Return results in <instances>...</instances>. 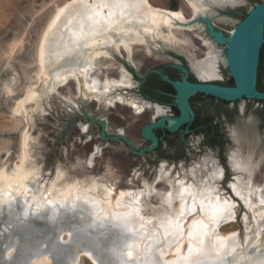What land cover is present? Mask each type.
Segmentation results:
<instances>
[{
	"label": "rangeland",
	"instance_id": "rangeland-1",
	"mask_svg": "<svg viewBox=\"0 0 264 264\" xmlns=\"http://www.w3.org/2000/svg\"><path fill=\"white\" fill-rule=\"evenodd\" d=\"M67 1L69 0H0V169H9L18 161L20 136L25 129L28 143L25 146L24 164L33 168L36 175L39 173L36 177L40 183L45 182L48 185L55 172L60 170L67 180L79 179L90 183L92 177L108 179L115 183L116 189L131 192L143 190L145 184L153 183L154 191L142 197L144 215H150L161 209L160 194L168 189L164 181L154 182L161 164H164L165 170H170V178L178 180L185 175L190 180L188 174L191 167H199L201 173H204V164L213 159L223 168V177L218 183L220 194L231 196L236 203L233 218L228 222H220L219 232L221 237L236 236L243 245L245 255L236 261L231 255L222 253L220 255L223 259L217 260V255L209 253L203 258V264H258L257 261L264 258V203L254 207V210L247 209L233 196L230 182L235 173L230 167L228 156L236 147L242 148L244 152L253 151L255 158L264 154V103L245 98L229 103L228 109H224L216 103L214 97L198 93L191 95L189 103L194 115L210 113L214 117L223 136L221 146L210 145L204 129L191 131L190 126L179 127L173 131L153 127L152 131L158 138V150L156 147L149 149L154 142L145 138L142 133L144 126L155 123L161 116H175L165 95L150 91L149 86L144 83L145 78L153 70L164 74L167 68L175 69L179 65L187 68L189 81L200 79L192 68L189 55L193 54L196 59L204 56L205 47L201 37L213 40L206 20L200 18L198 21L202 23V29L175 31L182 39L181 48L157 40L150 53L142 45H134L130 61L125 52L110 51L111 59L97 62L90 77H96L100 82L106 78L117 79L118 66L121 64L128 70L133 86H123L116 93L150 103L140 114H136L123 103L116 102L105 107L94 99L89 100L81 94L78 95L76 82L71 78L58 85L48 97L42 98L43 101L40 100L39 107L35 110H31L34 104L28 103L26 116L11 115L15 99L27 86L35 87L39 91L44 88V82L37 80L36 55L39 41L56 7ZM150 1L164 8L182 9L186 16L191 14L186 0ZM256 1L240 0L235 4L215 5L214 17L207 20L215 31H221L227 36L233 26L244 17L243 13L246 14ZM217 47L224 52L225 44L217 43ZM217 71L219 77L209 80L225 81L228 70L222 59L217 62ZM12 78L16 81L13 86L15 95L7 97L3 91ZM261 79V85L264 86V71ZM154 105L162 108L161 113L155 116L152 114ZM239 124H244L247 130L239 131ZM233 128L239 134V143L230 136V129ZM120 136H124L126 141ZM90 156L93 157L91 162ZM262 156L253 179V186L259 189L260 196L264 186V155ZM16 203L7 206L10 210L4 209L0 212V264H72L66 253L67 248L57 242V226L52 221H57L58 218L47 220L34 212L24 218L18 214L12 215V208L20 211L23 206V203ZM59 207L60 216L66 212L78 215L66 214L61 219L63 226L60 229V238L63 242H71L75 237V230L82 228L86 221L91 226L103 227L108 224L124 233L117 243H109L107 247L112 264H174L168 260L172 257L170 254H166L164 259L158 256L160 238L157 234L150 239L143 254L129 256L127 246L131 238L139 236L137 230L128 237L127 231L117 223L108 220L92 222V211L81 203L64 202ZM7 212L11 213L12 221L4 224ZM259 213L260 217L257 215ZM189 217L190 215L187 216ZM153 221L150 220L149 224H153ZM110 226L84 234L86 238L81 240V245L75 252L77 264H98L91 254L90 237H100L105 249L108 238L116 237ZM109 260L104 255L99 263L109 264Z\"/></svg>",
	"mask_w": 264,
	"mask_h": 264
},
{
	"label": "bare ground",
	"instance_id": "bare-ground-1",
	"mask_svg": "<svg viewBox=\"0 0 264 264\" xmlns=\"http://www.w3.org/2000/svg\"><path fill=\"white\" fill-rule=\"evenodd\" d=\"M238 1L240 2V0H186L191 9L189 16H186L182 9L164 8L153 4L150 0L146 2L145 0H69L57 6L41 35L36 55L37 80L44 82V88L39 91L35 87L27 86L25 91L15 99L11 115L26 116L28 103L32 102L34 106L31 110H35L39 107L42 98L48 97L58 85L71 78L76 82L78 95L81 94L86 99H94L105 107L119 102L128 105L136 114L142 113L150 103L116 93L117 89L132 85L128 70L121 64L118 66L117 79L106 78L100 82L96 77H90L97 62L111 59L110 51L125 52L126 58L130 61L134 45H142L146 52L150 53L151 47L157 43V40L166 45L181 48L182 39L175 31L202 29L203 25L198 22L199 19L212 18L215 5L224 6V4H235ZM173 13L178 14L180 19L177 20ZM93 21L99 23L94 24ZM209 26H211L210 23ZM201 38L205 53L199 59H196L193 54H188L192 59V68L202 80L219 77L217 62L219 59L225 62V56L217 47V43L224 39L219 33L214 34L213 40L209 37ZM15 84V78L10 79L3 91L5 96L15 95L13 88ZM114 91L115 94H112ZM68 99L71 97L68 96ZM152 111L155 116L161 113L162 108L154 105ZM174 120L176 119L167 117L163 123L175 129L180 122H173ZM159 122L146 125L143 129L144 136L153 139V127L163 125L162 120ZM26 137L27 131L23 129L20 136L18 161L9 169L4 167L0 169V212L4 209L10 210L7 206L17 202V205L23 203V206L20 207V211L12 208V215L18 214L24 218L25 215L34 212L38 216L52 220L60 217V204L81 203L92 211V222L108 220L117 223L127 231L128 237L131 236V232L138 231L139 236L131 238L127 246L133 256L143 254L150 239L157 234L160 238L158 256L164 259L166 254H170L172 257L168 260L174 264H183L180 257L187 254L188 232L192 230L193 220H197L208 225L207 235L203 239L204 247L209 253L217 255L213 246L222 243L230 251L229 255L234 260L237 261L245 255L243 245L236 236L221 237L219 232L220 222H228L233 218L236 203L231 196L225 197L220 194L218 183L223 177V168L213 159L205 161L206 164L203 163L206 168L204 173H201L199 167H191L188 174L191 177L190 180H187L185 175L178 180L170 178V170H165L164 164H161L154 182L162 180L168 185V189L160 194L161 209L150 215H144L145 206L142 197L154 191L153 183L145 184L143 190L131 192L116 189L115 183L108 179L92 177L90 183H84L79 179L67 180L60 170L55 172L51 182L45 185V182L40 183L37 180L36 176L39 173L36 175L33 168L24 164L25 146L28 143ZM234 139L236 143H239V138ZM262 155L264 154L255 158L253 151L244 152L242 148L236 147L228 156L230 167L235 173L230 182L231 192L247 209H253L264 201V186L262 196L259 195V189L253 186L254 175ZM92 158L90 156L89 162ZM237 161L240 162L239 168L234 167ZM193 196L196 201L194 213L190 212ZM225 199L229 204L234 205L232 215L225 213L222 218L218 217V223H214L211 219L212 208H215L217 204L223 205ZM201 204L204 205L203 212L200 211ZM182 205L186 211L190 212V217L187 218V215L181 218L183 238L177 240L176 220ZM209 205L212 207L210 208ZM257 215L261 216L260 213ZM139 217H143V220ZM243 217L245 218L246 215ZM152 219L154 223L149 224ZM165 231L169 233L167 237L164 236ZM232 248H235L234 252H231ZM222 253H224L223 250L220 254ZM77 261L78 259L73 263L77 264Z\"/></svg>",
	"mask_w": 264,
	"mask_h": 264
},
{
	"label": "water",
	"instance_id": "water-1",
	"mask_svg": "<svg viewBox=\"0 0 264 264\" xmlns=\"http://www.w3.org/2000/svg\"><path fill=\"white\" fill-rule=\"evenodd\" d=\"M206 21L207 28L212 36L214 37V34L219 33L220 37L224 39L218 43L225 44V50L223 52L225 56V65L233 84L221 85L216 83L214 80H202L198 78H196L194 81H189L187 68L179 65L177 66V69H179L181 73L179 79L177 80H171L167 75L153 70L155 73H158L163 80L170 83L174 88V94L171 96L173 97V103L178 110L177 116H161L155 123H158L162 120L163 125L157 127H162L167 131L176 130L182 125L187 128L189 123L194 118V111L190 106L189 97L195 93L210 95L215 99H220L226 102L240 101L245 98H251L257 101L264 100V91H260L256 88L259 50L262 43L264 42V0L254 3L248 9L244 17L235 26H233L232 32L227 36H224L221 31H215L213 29V25L208 20ZM209 23L211 26H209ZM180 84L181 86H179ZM167 117L176 119L173 122H180L175 129H171L167 126V124L163 123L166 121ZM152 135L153 139L144 136L148 140H152L154 142V145L149 149L156 147L158 143V138L156 135L154 133H152ZM230 136L232 137L233 141H235V137L240 139L238 132L234 128L230 129ZM120 137L126 141L124 136ZM10 214L11 213L7 212V217L3 220L4 224L11 223L12 218ZM66 214L77 215L73 212H66L62 216L58 217L57 221L52 222H56L57 227L55 231L57 233V242L67 248L66 253L68 255L69 261L73 264L77 258V254L75 252L81 245V240L86 238L84 234L94 230L99 231L106 229V226L110 225L107 224L103 227L99 225L91 226L86 221L85 224L82 225V228L75 230L76 238L74 237L71 242L66 243L60 238V229L63 226L60 221ZM0 228H2V225H0ZM109 228L113 230V232L116 234V237L110 236L108 238L109 240L105 249L102 247L103 244L100 237H90V246L93 251H91V254L96 258L98 264H100L99 259L104 258V255L109 257V264L113 263L112 259L108 255L107 247L109 243H117V241H119L121 236L124 234L123 231L119 230L117 227L110 226Z\"/></svg>",
	"mask_w": 264,
	"mask_h": 264
},
{
	"label": "snow or ice",
	"instance_id": "snow-or-ice-1",
	"mask_svg": "<svg viewBox=\"0 0 264 264\" xmlns=\"http://www.w3.org/2000/svg\"><path fill=\"white\" fill-rule=\"evenodd\" d=\"M146 2V0H145ZM111 15V13H109ZM173 15L176 17L177 20L180 19L178 14L173 13ZM94 24L99 23L98 21H93ZM135 107V105H133ZM243 111V109H241ZM234 167L239 168L240 167V162H236L234 164ZM221 177H222V172H221ZM123 195V193H121ZM170 195V193H169ZM217 200H219V197H217ZM261 203H264V201H261ZM196 201H195V196H193V202H192V208L190 209V212L194 213L196 211ZM211 208L212 206L209 205ZM234 205L229 204L228 200L225 199L223 205L217 204L215 208H212L211 212V219L214 223H218V217L222 218L225 213L228 215H232V208ZM200 211H204V205L201 204L200 206ZM189 211H186L183 207L181 206V212L179 216L177 217L176 220V239H182L183 238V227H182V219L183 217H186L187 215L190 214ZM138 215V211H137ZM141 220H143V217H139ZM191 229L188 232V238H189V244H188V250L187 254L183 255L180 257V259L183 261V264H203V258L207 257L209 255L208 250L204 247V239L203 237L207 235V229L208 225L203 224L200 221L193 220ZM169 233L165 231L164 236L167 237ZM247 243V241H246ZM215 251H216V258L217 260H222L223 256L220 255V252L223 250L224 255H229L230 251L225 248V246L221 243L220 245H214L213 246ZM235 248L231 249V252H234ZM177 253L179 254V249H177ZM132 253L129 252V256H131ZM258 264H264V258L260 259L258 261Z\"/></svg>",
	"mask_w": 264,
	"mask_h": 264
},
{
	"label": "trees",
	"instance_id": "trees-1",
	"mask_svg": "<svg viewBox=\"0 0 264 264\" xmlns=\"http://www.w3.org/2000/svg\"><path fill=\"white\" fill-rule=\"evenodd\" d=\"M262 0H257L256 2H259ZM245 15V13H243V16ZM167 71H165V75H167L171 80H177L179 79L180 76V71L177 68H167ZM264 71V42L262 43L260 50H259V61H258V65H257V76H256V88L260 91H264V86L261 85L262 82V74ZM150 75H154L156 76L155 80H152L149 86L150 90H159L162 91L163 95H165V99H168L167 102L170 103V106L172 107L173 113L175 114V116L178 115V110L175 107L174 103H173V97L171 96L172 94H174V88L171 86L170 83H168L167 81L163 80L161 78V76L157 73H151ZM225 84L227 85H232V79L231 77H228L227 80L224 81ZM199 95H204L202 93H198ZM209 97H212L210 95H207ZM213 98V97H212ZM260 102L264 103V100H259ZM226 102V101H224ZM198 121L197 115H194V118L192 119V121L190 122V125H194L196 122ZM185 126L182 125V128H184ZM212 129V128H211ZM207 132L209 131L208 129L206 130ZM212 143L213 141L210 140L209 143Z\"/></svg>",
	"mask_w": 264,
	"mask_h": 264
},
{
	"label": "flooded vegetation",
	"instance_id": "flooded-vegetation-1",
	"mask_svg": "<svg viewBox=\"0 0 264 264\" xmlns=\"http://www.w3.org/2000/svg\"><path fill=\"white\" fill-rule=\"evenodd\" d=\"M165 71H167V70H165ZM165 71H164V74H165ZM152 73H155V72H152ZM228 77H230V76L228 75L227 78ZM227 78H226V80H227ZM155 79H156V76L149 74L145 78L144 83H145V85L150 86L151 81L155 80ZM215 82L219 83L221 85H227V84L224 83V81L223 82L215 81ZM232 84H233V82H232ZM148 89H149V87H148ZM150 91H152V92H161L162 93V91H159V90H155V91L150 90ZM207 97H209V96H207ZM215 100H216V103L219 106L223 107L224 109H228L229 103H233V102H224L223 100H220V99H215ZM167 103H169V102H167ZM195 115H197L198 121L194 125H190L189 124L188 125V126H190L189 130L192 131V130H197V129H204V131L207 134L208 143H209L210 140H212L213 142L212 143L210 142L209 143L210 145L221 146V143L223 141V136H221V134H220V130L218 129V126L216 125V121H215L214 117L210 113H201V114H197L196 113ZM207 129L209 130L208 132L206 131ZM237 129L239 131H242V132L247 130V128L245 127L244 124H239ZM156 148H157V150L160 149L159 148V144L156 146Z\"/></svg>",
	"mask_w": 264,
	"mask_h": 264
}]
</instances>
